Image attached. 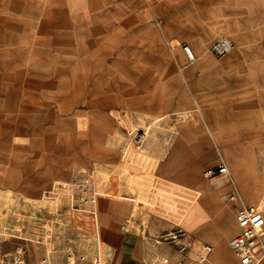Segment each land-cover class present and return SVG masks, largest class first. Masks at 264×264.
Segmentation results:
<instances>
[{
  "label": "rangeland",
  "instance_id": "obj_1",
  "mask_svg": "<svg viewBox=\"0 0 264 264\" xmlns=\"http://www.w3.org/2000/svg\"><path fill=\"white\" fill-rule=\"evenodd\" d=\"M221 38L233 49L212 50ZM184 46L207 63L198 70L201 83L181 75L190 65ZM198 110L220 128L256 117L264 122V0H0V263L13 264L24 250L23 264H93L94 241L60 226L40 201L53 181L87 167L98 192L135 199L127 202L124 236L144 246L126 258L202 264V244L211 245L208 257L217 248L210 239L223 211L209 209L210 197L171 185L162 170L176 141L193 144L202 136L182 131ZM138 131L143 139L133 150L130 137ZM183 151L198 156L191 145ZM215 158L200 164L196 179L222 163ZM239 174L248 181L241 190L259 186L264 201L258 175ZM203 181L209 187L215 180ZM100 198L108 206L121 203ZM159 200L166 224L154 210ZM196 206L202 219L188 225ZM175 226L190 245L186 254L160 238L162 229ZM202 226L212 231L200 235ZM74 238L86 240L87 249ZM230 239L222 244L233 257Z\"/></svg>",
  "mask_w": 264,
  "mask_h": 264
},
{
  "label": "crops",
  "instance_id": "obj_2",
  "mask_svg": "<svg viewBox=\"0 0 264 264\" xmlns=\"http://www.w3.org/2000/svg\"><path fill=\"white\" fill-rule=\"evenodd\" d=\"M220 42L230 43L228 39H220ZM191 48V47H190ZM194 52V61H189L190 65L186 66L181 75L184 80L188 79L190 81H197L201 83L204 81L202 76H198V70L206 67L207 63L198 62V53L196 49H192ZM209 51V50H208ZM198 114H193L192 118L196 117L195 122L183 127V135L187 137H194L195 134H198L200 131L203 133L202 136H198V142L189 144L184 139H179L172 145V150L176 151L172 156H166V167H162L163 171H166L169 177L166 180L173 186L180 188H185L187 190H192L196 194V198L200 195L206 198L205 202L211 204L209 209L212 211H223L219 216L216 217V234L211 236V243H213L217 248L206 258V263L204 264H236V256L229 253L226 247L223 246V242L226 238H231L236 232V223L234 221V212L236 210L230 203H225L219 205L217 200L224 201V194L226 191L234 190L238 196V203L251 205L242 193L241 188H243V181L248 182L246 179L241 177L239 174L242 170L250 171L252 170L258 175L260 182H264V165L260 166V163L264 161V122L260 121L259 117L253 118L250 121L235 127V128H220L216 121H211L209 115L198 110ZM201 119V121L199 120ZM195 119V118H194ZM111 125V123H110ZM231 135L237 137H245L241 143L236 142L231 138ZM240 141V140H239ZM191 145L195 149V152L198 153V156L195 158L188 157V155L183 156V148ZM243 146V148H241ZM216 152L217 158L225 163L229 172L231 182L229 179H218L215 180L209 187L204 183L203 172L198 179V170L200 164L207 161H214L213 154ZM76 162V158H74ZM174 161V163H173ZM174 164L175 166L170 167L169 165ZM168 165V166H167ZM166 169V170H165ZM64 171V170H63ZM170 180V181H169ZM233 181V182H232ZM232 184V185H231ZM207 189L210 192V195H203L202 190ZM239 189V192H238ZM106 195H101L100 197L107 198H119L121 203H116L115 205H110L106 203L105 199L98 198L96 208H97V218H98V227L99 235L103 242H105L111 249L114 251L112 264H124V258L128 260V264H141V256L137 257H125L126 253L132 252L133 248L141 249L144 246V242L138 238H131L133 242H127L126 239L129 236H124L125 227L124 221L128 217L131 205L129 203L135 202L133 197H124L113 195L111 193L100 192ZM241 196V197H240ZM245 201V202H244ZM247 201V202H246ZM129 202V203H127ZM225 206V211L223 210ZM220 208V209H219ZM53 210V207L51 209ZM202 219V210L200 207L196 208L190 213L188 217V225H196ZM162 223L166 224V221L162 219ZM233 226L234 229L230 231V226ZM191 227V226H190ZM203 227V226H202ZM200 227L198 233L204 235L209 231H212L208 228V232L204 231V227ZM171 227H166L162 229L168 230ZM219 229L221 232L219 233ZM60 237H66L64 234H60ZM75 244H78L83 250H86L88 247V242L86 240H81L74 238L72 240ZM143 244V245H142ZM147 250V249H146ZM144 251V250H143ZM42 260V259H41ZM238 261V259H237ZM203 264V263H202ZM239 264V261H238ZM264 264V263H262Z\"/></svg>",
  "mask_w": 264,
  "mask_h": 264
},
{
  "label": "built area",
  "instance_id": "obj_3",
  "mask_svg": "<svg viewBox=\"0 0 264 264\" xmlns=\"http://www.w3.org/2000/svg\"><path fill=\"white\" fill-rule=\"evenodd\" d=\"M231 49H233L232 44H226L220 40L212 46V50L219 53H226ZM183 51L189 61L195 60L192 48L184 46ZM131 135L130 146L132 145L133 150L138 149L143 139V132L138 131ZM129 149L125 151L126 154L130 152ZM94 177V170L81 167L68 179L53 181L42 191L40 201L53 207L55 218L60 226H67L70 230L94 241L96 247L93 264H112L114 251L100 238L96 208L98 198L106 194L95 189ZM203 178L205 181L224 178L231 182L230 172L223 162L207 167L203 171ZM238 200L234 190L224 195V202L236 208L234 221L237 232L229 240V248L239 264H262L264 263V204L245 205L239 204ZM160 203L161 200L154 202V206L161 205L154 210L157 216H161L160 218L166 221V214L163 216L166 205L163 201L162 204ZM153 205H151L152 208H155ZM184 235V232L175 226L162 232L160 238L163 242L174 246L179 253L186 254L190 245L184 239ZM211 251V245L202 244L197 261L204 263ZM23 253L24 250H21L20 255L13 258V264H23ZM79 260L82 261L83 257H79Z\"/></svg>",
  "mask_w": 264,
  "mask_h": 264
},
{
  "label": "bare ground",
  "instance_id": "obj_4",
  "mask_svg": "<svg viewBox=\"0 0 264 264\" xmlns=\"http://www.w3.org/2000/svg\"><path fill=\"white\" fill-rule=\"evenodd\" d=\"M223 43H225V42H223ZM227 44V43H226ZM233 182V181H232ZM258 183V182H257ZM262 183H263V181H262ZM260 186H263V185H260ZM259 186H256L255 185V188H252V189H246V190H242V193H243V196L248 200V201H253V203L254 202H259V204L260 203H262V202H264V201H262L263 199H260V194H259ZM260 195V196H259ZM233 230V227L232 226H230V231H232Z\"/></svg>",
  "mask_w": 264,
  "mask_h": 264
}]
</instances>
